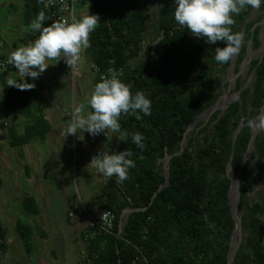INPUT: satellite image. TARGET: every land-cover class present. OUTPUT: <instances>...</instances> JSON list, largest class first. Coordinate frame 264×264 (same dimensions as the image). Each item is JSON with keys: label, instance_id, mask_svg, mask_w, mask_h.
Wrapping results in <instances>:
<instances>
[{"label": "trees", "instance_id": "16d2710c", "mask_svg": "<svg viewBox=\"0 0 264 264\" xmlns=\"http://www.w3.org/2000/svg\"><path fill=\"white\" fill-rule=\"evenodd\" d=\"M25 2L29 9L41 7L39 0ZM143 3L144 0L90 1L92 14L100 20L89 35L90 47L84 53L98 69L97 81L99 73L122 68L124 83L132 86L133 93L143 92L152 105L149 116L121 114L119 151L130 150L136 167L129 170V178L122 185L115 181L113 186L103 187L99 201L102 209L116 215L114 233L119 231L125 208L142 210L129 214L120 237L103 233L90 239L89 249L97 255L93 264H130L133 245L145 249L150 264H227L234 227L228 200L231 179L225 173L229 160L233 176L239 180L241 213V242L232 264H264V124L254 138L252 153L241 166L250 139L248 121L259 115L264 100V50L261 57L249 62L250 84L245 85L238 75L233 89L239 97L230 101L222 113L216 109L207 120L197 121L178 152L187 127L214 104L222 86L228 85L224 79L230 62L221 64L214 59L212 51L224 47L223 41L208 44L176 24L173 0H164L150 22L144 15ZM263 8L261 5L258 10ZM251 11L246 8L233 17L234 33L240 34L244 26L233 62L235 73L248 48L256 50L261 45L258 22L262 14L246 21ZM25 22L28 24V19ZM44 23L50 25L49 20ZM162 31L152 53V43ZM140 54L138 63L131 65L129 61ZM6 73H0V82ZM6 86L5 108L28 116L32 105L24 103L16 89ZM38 116L21 134L10 133L12 146L43 137L45 122ZM240 122L242 126L233 139ZM136 132L143 134V150L132 143L131 134ZM165 154L171 156L169 183L158 190L165 180ZM22 207L26 214L39 211L30 196L22 200ZM86 209L91 212L90 207ZM205 215L214 223L213 228L203 219ZM27 227L22 221L15 223V231L28 253L31 243ZM6 251V231L0 223V264Z\"/></svg>", "mask_w": 264, "mask_h": 264}, {"label": "rangeland", "instance_id": "374dc122", "mask_svg": "<svg viewBox=\"0 0 264 264\" xmlns=\"http://www.w3.org/2000/svg\"><path fill=\"white\" fill-rule=\"evenodd\" d=\"M88 1L86 0V2ZM3 2L4 0H0V4ZM163 2L164 0H144L143 12L149 22L154 18ZM250 14L251 18L262 14L258 24L260 26L264 24V8L260 11L252 9ZM250 52L247 63L242 61L239 65V71L237 73L232 72L233 79H227V75L225 76L224 80L228 82V85L223 87L221 94L225 93V97H229V101L225 100L224 106L222 107L221 105L220 108H217L221 112L225 110L232 99H237V91L233 89L237 76L241 75V80L247 86L251 82L249 80V62L252 58L259 56L257 49H250ZM141 58L142 54H140L139 58L130 60L129 63L136 65ZM93 73L95 74V72ZM81 77L74 82L72 108H74V105L85 104L86 110V98L88 97L86 92L89 89H85L83 99H80L79 83L83 79ZM221 94L217 99H219ZM4 99L5 94L3 95L1 91L0 178L2 179V185L0 186V223L5 228L7 240V251L2 264H77L81 257L80 251L83 248V243L81 242V229L73 228L67 223V221L71 222L69 220V212L77 213L72 200L81 208L87 199L84 191L88 197H97L101 184L104 181L107 183L109 178L104 177L95 168L88 165L81 169L80 150L77 149L78 147L75 148V145L74 147L71 145V140L59 148L47 142L33 139L27 145V149L8 146L5 138L6 130L9 125L17 122L15 117L18 115L11 113L5 108ZM72 115L73 111L68 123ZM208 117H203L198 119V121L207 120ZM254 119L248 121V123H252L253 127L257 126L258 122H254ZM83 180L86 182L85 189ZM27 196H32L36 199L35 203L40 212L39 214H26L24 212L22 200ZM94 203L98 204V202ZM81 211L83 210L81 209ZM101 211L102 208L97 205L95 210L91 211V214L98 217ZM84 217L85 219H83L82 223L85 225L88 220L86 212ZM17 221H22L28 226L31 243V250L28 253L15 231V223Z\"/></svg>", "mask_w": 264, "mask_h": 264}, {"label": "clouds", "instance_id": "9594fccd", "mask_svg": "<svg viewBox=\"0 0 264 264\" xmlns=\"http://www.w3.org/2000/svg\"><path fill=\"white\" fill-rule=\"evenodd\" d=\"M173 3V15L178 26L187 28L198 38H204L208 44L218 41L225 43L224 47H216L212 52L216 62L227 64L239 52L241 41V35L231 29L233 17L246 8L259 9L264 5V0H173ZM48 20L52 18L40 11L28 26L36 34L35 39L16 46L7 56L6 63L14 66L20 77L18 80L10 79L9 86L19 90L34 88L35 83L26 82L25 77L34 81L53 60L57 63L63 59L70 69L75 68L83 52L90 47L89 35L97 27L100 17L87 12L71 22L52 20L50 25L43 26V22ZM131 87L117 75L101 76L86 98V106L90 111L85 112V104L74 110L68 123V134L79 133L78 138L81 140L84 138L83 133L96 136L103 132L106 135V130H110L116 134L121 128V114L151 115L150 99L141 91L133 93ZM259 120L264 124V113ZM131 139L133 144L143 150L142 133H132ZM132 155L127 149L111 154L104 150L94 155L88 165L104 177H115L116 183L122 185L129 178V170L136 167ZM203 219L208 227H214L207 215Z\"/></svg>", "mask_w": 264, "mask_h": 264}, {"label": "crops", "instance_id": "0c3cea01", "mask_svg": "<svg viewBox=\"0 0 264 264\" xmlns=\"http://www.w3.org/2000/svg\"><path fill=\"white\" fill-rule=\"evenodd\" d=\"M43 1L44 0H39V2L41 3L39 6L41 7L35 10L29 9L25 0H4V2L0 4V6L3 4V6L0 7V57H4L3 59H6L10 51L13 50V48L21 44H26L31 40L35 39L36 34H33L29 30L28 26L29 22H31L32 19H34L40 11H44L47 15V12L43 7ZM90 6V0L88 2H86V0H80L79 4L76 7L77 19H79L82 14H85L87 12H89V14L91 15L92 10ZM25 19H28V24L25 22ZM43 26H46L44 22ZM63 62V59H61L57 63L54 60L50 61V63L52 64H50L47 69L34 81L29 77H25L26 82L35 83V87L32 89L19 90L14 86H10L11 88L16 89L18 93L23 96L24 103H29L30 105H32V107L28 116H25L23 114H16L18 115L15 117L17 118V122L11 124L10 121L11 125H9L6 130L5 138L8 146L14 147L12 146L13 139L11 138L10 133L15 132L17 134H21L24 131V127L28 123L32 122V119L40 117L38 115H41L43 121L45 122V126L42 128V130L45 131V134L43 135V137H35L33 138V140L44 141L52 146H57L58 148L62 147V145H66L69 140H71L72 142L74 141L75 148L78 147L77 149H79L81 153L80 157L82 160V169L85 165H88L90 163L91 158L95 154L93 153L91 145H89L88 143V133H83L84 138L82 140L78 138L79 133L68 134L67 129L68 120L70 119L69 117L72 111L74 113V110L77 109L79 106L74 105V108H72L73 86L76 80L71 81L68 76L61 77L59 75L60 66ZM78 64L83 70V76L81 77L83 79H81L79 83L81 92L80 99H83V93L85 94V89H89L86 92V95L89 96L93 89V86L98 81L96 79V74H94L89 69V66H91L92 64L86 58L84 52ZM6 72L7 73L3 79V82H0V92L2 91L3 95L4 89L7 87L6 84H8V81L10 79L18 80L20 78L14 66H12V68ZM4 109L5 108L3 105V110ZM87 111H90V109L87 108L85 112ZM121 137L122 135L120 132L113 134L110 130H106V135L100 141V150H107L109 154H111L113 150L120 145ZM30 141L16 148L24 147V149H27V145L31 143ZM52 148L56 149L54 147ZM115 181V178H109V181L107 183H105L104 181V183L101 184V187L99 186L100 190L98 189L99 194L97 195V197H88V195L84 191V194L87 197L84 207L88 206L93 210H95V207H97V205L101 207L99 205L101 189L108 185L113 186ZM83 185L85 186V189L86 182L84 180ZM32 198L36 202V199L34 197ZM72 202L75 206V208H72H80L78 205H76L74 200H72ZM94 202H98V204H95ZM39 213L40 212L38 211L37 214ZM83 219H85L83 214H79L75 222L73 221V223H71L67 220L66 221L68 224L71 225V227L81 229L80 235H82L85 231L84 223H82Z\"/></svg>", "mask_w": 264, "mask_h": 264}, {"label": "built area", "instance_id": "2783aa9c", "mask_svg": "<svg viewBox=\"0 0 264 264\" xmlns=\"http://www.w3.org/2000/svg\"><path fill=\"white\" fill-rule=\"evenodd\" d=\"M80 0H52L50 3L49 0L43 1V7L47 12V15L52 18V20H62L71 22L73 19H77L76 16V7L79 4ZM50 21V24L52 23ZM82 57V56H81ZM12 66L6 63V59H0V73L8 71ZM89 68L96 73H98V69L91 65ZM123 69H109L106 72L99 73V79L101 76L111 77L113 75H117L119 79L123 81ZM59 75L61 77L68 76L71 81H75L77 78H80L83 75V70L79 64L75 66V68H71L65 62L61 63ZM105 134L101 132L99 135L91 136L88 134V143L91 145L93 153L96 155L100 152V141L104 138ZM74 147V141L72 142ZM74 151V148H73ZM113 151L119 152V147H116ZM115 178V177H112ZM81 209L83 211H81ZM93 211V209H91ZM77 213L69 212V220L71 222L75 221L78 215L84 216V213H87V223L84 225L85 230H88L84 234L81 235V242L83 243V248L80 251V260L77 264H93V260L96 258V253L90 251L89 249V241L95 235L108 233L111 235H116V237H120V232L114 233L115 226V213L110 209H102L101 213L98 217H95L91 212H88L87 209L82 206L81 208L76 209ZM79 213V214H78ZM134 254L131 259L130 264H150V259L142 246L133 245Z\"/></svg>", "mask_w": 264, "mask_h": 264}, {"label": "water", "instance_id": "95a60500", "mask_svg": "<svg viewBox=\"0 0 264 264\" xmlns=\"http://www.w3.org/2000/svg\"><path fill=\"white\" fill-rule=\"evenodd\" d=\"M251 14L249 15V17H247L246 21L249 20L251 18ZM244 32V26H242L241 31H240V35H241V41L239 46L241 45L242 42V35ZM163 36V31L161 32V35L156 39V41H154L152 43V53H154L155 51V47L156 44L158 42V40H160ZM259 38L261 41V45L260 47L257 49V53L258 56L261 57L263 54V50H264V24L261 25L260 28V33H259ZM250 49L248 48V52L247 55L245 56L243 62L247 63V60L249 58V54H250ZM236 56V55H235ZM231 59L230 61V65L227 69V79H233V67H234V57ZM223 89V86H222ZM237 98L239 97V92H236ZM225 98V93L221 94V96L219 97V99L216 100V102L209 107L208 109H205L203 112H201L195 119L194 121L187 127L186 131L184 132V136L183 139L181 141V147L180 150L178 152H181V150L184 148V145L186 143V137L185 135L187 134V132L189 130H191L193 128V126L195 125V123L198 121V119H201L203 117H208L213 111H215L217 108H220V106L222 105V107L224 106V99ZM229 97L226 98V100H228ZM232 99V98H231ZM230 99V100H231ZM234 100V99H232ZM231 100V101H232ZM229 101V100H228ZM222 113V112H221ZM264 113V100H263V104L260 108V113L259 115L254 119L255 121H258L257 127H253L252 123L250 122V139H249V143L247 146V149L245 151V154L243 156V158L241 159V166L244 165L245 161L247 160V158L250 156V154L253 151V141L254 138L256 136V134L258 133V131L260 130L262 123L259 120L260 115ZM253 122V123H254ZM242 126V123L240 122L238 128L235 130L234 134H233V139L236 137L240 127ZM170 155L165 154L164 159H163V174H164V182L159 186L158 190H160L163 187H166L169 183L168 181V175H169V159H170ZM225 173L227 174V176L231 179V184L229 186V190H228V200H229V204H230V210H231V216L234 220V227H233V231H232V235L230 238V242H229V248H228V252H227V264H232L233 258L235 256V253L237 251V248L241 242V213L238 210V201H239V180L237 177L233 176L232 173V169H231V160H229V162L227 163V166L225 168ZM158 190L156 192H158ZM155 192V194H156ZM155 194L153 196H155ZM153 198V197H152ZM144 209V208H143ZM142 210L140 208H136V207H132V208H125L121 215H120V219H119V232L121 233L123 231V228L127 222L128 216L130 213L135 212V211H139Z\"/></svg>", "mask_w": 264, "mask_h": 264}, {"label": "bare ground", "instance_id": "6f19581e", "mask_svg": "<svg viewBox=\"0 0 264 264\" xmlns=\"http://www.w3.org/2000/svg\"><path fill=\"white\" fill-rule=\"evenodd\" d=\"M226 98H227V97L224 98V101L226 100ZM257 124H258V122H257ZM255 127H257V126L255 125ZM255 127H254V128H255Z\"/></svg>", "mask_w": 264, "mask_h": 264}]
</instances>
